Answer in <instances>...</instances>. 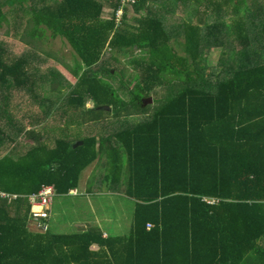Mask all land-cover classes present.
Instances as JSON below:
<instances>
[{
  "label": "trees",
  "instance_id": "1",
  "mask_svg": "<svg viewBox=\"0 0 264 264\" xmlns=\"http://www.w3.org/2000/svg\"><path fill=\"white\" fill-rule=\"evenodd\" d=\"M28 1L0 0V24L7 5L24 7L25 34L35 40L49 31L71 46L76 82L67 83L64 97L56 88L39 95L29 57L7 62L0 44V113L7 115L16 87L39 102L40 121L69 115V132L95 119L106 122L109 114L124 118L108 122V136L72 139L65 132L47 146L42 134L22 127L20 140L13 138L15 119L0 117L10 125L9 131L0 126V187L29 194L52 185L65 194L95 163L134 199V220L127 237L54 234L48 226L35 232L28 198L0 199V264H264V0H189L197 6L187 4L172 24L179 0H139L135 12L143 15L129 25L126 10L119 26L114 14L102 18L110 0ZM120 2L109 4L115 10ZM191 17L197 25L184 21ZM180 31L184 56L173 49ZM217 45L222 56L212 67L207 56ZM127 66L132 72L125 80ZM46 78L50 87L61 83L54 70ZM152 94L154 102L145 105ZM131 115L140 118L127 122Z\"/></svg>",
  "mask_w": 264,
  "mask_h": 264
},
{
  "label": "rangeland",
  "instance_id": "2",
  "mask_svg": "<svg viewBox=\"0 0 264 264\" xmlns=\"http://www.w3.org/2000/svg\"><path fill=\"white\" fill-rule=\"evenodd\" d=\"M126 2V0H124ZM186 4H192L191 2H194V0H182ZM109 3H114V0H112ZM109 3H106L105 7H103L102 10V18L109 19L112 15V8L109 6ZM26 5H31L32 1L29 0L25 3ZM137 4V3H136ZM129 6L127 10V19L125 20V23H128L129 25L135 24V19L139 18L142 13H136L135 12V5ZM196 5V3L192 4ZM202 5L205 6L206 2H202ZM109 6V7H108ZM232 6V5H231ZM233 7V6H232ZM230 7L226 6L223 7V10L227 11ZM204 9V8H203ZM233 10V9H232ZM231 10L230 14V20L235 19L236 15ZM241 11V10H240ZM239 11V12H240ZM3 12L6 13V19L4 20L3 24H0V44L4 45L7 49L6 54V61L12 62L19 58L20 56H28L30 59V72L34 73V78L32 80H35L37 83L36 91L37 94L43 95L45 93H51L53 94V91L51 89L56 88L60 91H65L63 94V97L66 96V92L68 90L67 83L74 84L76 82V78L72 74V70L76 69L77 67V56L71 46L68 44V42L60 37L52 38L50 36V32L47 31L45 35H42V37H37L35 40L33 37L25 34V31L30 26L29 23L27 24L29 20V14L26 12L24 7L22 9L18 6V3L15 5H7ZM178 16H174L172 14L171 18L168 19V24L175 23L176 19H180L181 17H184L183 10H178ZM242 13V11L240 12ZM210 17V15H209ZM214 19V18H212ZM210 21V18H209ZM192 21H188L187 23H190ZM208 22V21H207ZM167 23V22H165ZM181 38H177L179 44L174 43L173 47L176 49L174 52L178 55H182L181 52V46L180 41H182ZM174 41V40H173ZM138 53V52H136ZM221 53L219 51L216 52H210L207 60V63L210 64V66L214 67L217 66L220 63L221 60ZM126 60V59H125ZM122 61V59H121ZM119 61V62H121ZM124 62V61H122ZM203 64V63H202ZM116 65V64H115ZM124 67V65L119 64L116 66L117 70H120ZM127 71L125 74V80L131 79V72L132 68L127 66ZM50 70H54L55 72L59 73L61 75L60 84L59 86L56 85V87L48 85L47 83H44L46 81V75ZM39 78H38V77ZM46 78V79H44ZM120 80H122L121 77H119ZM48 80V79H47ZM113 87L120 86L119 80H109ZM123 82V80H122ZM57 83V82H56ZM131 87L133 84L130 85ZM16 88V87H15ZM12 89V96L9 98L7 105V115L9 113V117H13L16 121L17 128L10 132L13 138L18 139V127H22L24 129H28V127L35 128L36 130H39L40 134H46L48 136L46 143L47 146H52L54 137H61L64 138L63 135L66 132L63 129L66 126L65 119L69 118V115H64L63 113L59 112L56 116H53V118L48 119L45 122L40 121L43 118L42 113V107L37 101H33L31 94L28 93L26 90H19L18 88ZM4 89V88H3ZM162 92H158V95ZM155 94H152L148 97L143 98V103H146L145 105L152 104L154 100L152 97H154ZM2 97L0 96V100ZM93 102L88 101L87 106H92ZM6 114L0 113V117L3 119L8 118ZM107 120L106 122H103L101 120V124H98V126H93V124L87 125V126H74L72 122L70 124L74 126L70 134L73 136L72 139L88 136V135H95L98 137L99 135H108L111 132V128L108 122H112L113 124H119V121L117 119L122 118H114L113 115L109 114L105 117ZM140 118V115H131L127 116V122H136ZM38 119V120H37ZM8 121L1 119V128L4 131L10 130V125L7 124ZM81 129V130H80ZM67 133V132H66ZM9 134V133H8ZM55 134V135H52ZM51 136V137H50ZM52 138V139H51ZM22 141H28L29 143L32 142V139L30 138H24ZM91 169L96 170L99 174L102 175L103 169H100L99 167H95L92 165L90 167ZM90 169V170H91ZM89 170V171H90ZM88 171H85L81 177L82 179L85 178ZM95 174V172H94ZM98 174V175H99ZM75 198L70 196L69 194L65 195H59L56 194L54 197V205H51L49 212L51 211V216L48 217L46 220L48 229L51 233L54 234H74L81 231L80 226L78 222V217L75 216L71 212L73 201ZM114 198V196H113ZM36 209L39 207H35ZM132 201H125L124 204H114V208L112 211H107L106 213H99L98 212V219L100 221L107 222L108 217L113 221L116 217L117 221H124V224H122L119 228L116 229L115 233L117 235H124L127 231L130 230V225L133 220L132 217ZM89 214H91V211H89ZM133 223V222H132ZM38 225L36 222H32V225L29 226V229L31 231L35 232H42L45 231L44 227L36 226ZM112 232H110L111 234ZM114 233V235H116ZM113 234V233H112Z\"/></svg>",
  "mask_w": 264,
  "mask_h": 264
},
{
  "label": "crops",
  "instance_id": "3",
  "mask_svg": "<svg viewBox=\"0 0 264 264\" xmlns=\"http://www.w3.org/2000/svg\"><path fill=\"white\" fill-rule=\"evenodd\" d=\"M110 1H112V0H110ZM109 6L112 8V6L110 4H109ZM188 7L189 6H187V4L180 2V0L175 1V4H174L175 15L174 16H176V17L178 16V13H177L178 10L182 11ZM180 19H176V20H180ZM184 21L188 22L189 20H184ZM190 21H192V22H190V24H192V25L198 24L197 17H191ZM215 21H216L215 18L214 19L210 18V21H209V18L206 20L207 24H209L210 27L212 25H215ZM219 21H223V19H219ZM181 31L179 32L178 35H175L172 38V41L174 40V43L179 44L178 43L179 41L176 39L180 37L182 39V41H180V46L182 43H184V37H183V34ZM209 36L211 38V35H209ZM173 49L176 51V49L174 47H173ZM180 49L182 52V49H183L182 46ZM216 51H219L221 53V56H222L223 48L220 45H217L216 47H214L210 50V52H216ZM210 52H208V56H209ZM179 56H184V53L182 52V55H179ZM90 121H92V120H90ZM90 124H93V126H96V125L98 126L99 122L96 121V119H95L92 122H88V124H84L82 126H87ZM64 128H66V126ZM31 130H34L37 133H39V130H36L34 127L33 128L28 127L27 131H31ZM63 130H65L69 135H71L70 132L67 131V129H63ZM42 135H43V140H45V144L47 145L46 140H47L48 136L46 134H42ZM52 135H55V134H52ZM100 136L101 135H99L98 137H100ZM102 136H104V135H102ZM90 169L91 168L86 170V171H88L87 175L85 176L84 179H82V181L80 180L78 188L74 189V190H76V193H74L73 190H71L68 193H65V194H69L72 197H75V198H71V199H74L71 212L73 214H75V216H77V217L79 216L77 223L80 226H82V227H80V229H81L80 232H84V231H88V230L100 231L102 233L103 238H106L107 236H113V237H116V236H126L127 237V236H129L131 233L132 227H133L132 222L134 219L131 222V225H130L131 228L129 231H127L124 235L123 234L117 235L115 233V231L122 224H124V221L123 222L117 221L116 217L113 221H111V219H109V217H108L107 222H104V220L100 221L98 219V212L103 214V213H106L107 211H112L114 208V204H116V203L120 205V203L124 204L125 201H127V202L132 201V210L131 211H132V217H134V209H135L134 199H132L128 195H125L122 190L117 189L115 180L107 179L106 177H103V175L99 174L96 170H94V169L90 170ZM94 172H95V174H94ZM56 194H59V193H56ZM65 194H59V195H65ZM55 195H54V197H55ZM113 196H114V198H113ZM54 197H53V200H54ZM52 205H54V202H52ZM89 211H91V214H89ZM50 216H51V211L49 212L48 217H50ZM80 232H78V233H80ZM110 232H112L113 234L112 233L110 234ZM114 233L116 235H114ZM96 249H97V246L93 245V250H96Z\"/></svg>",
  "mask_w": 264,
  "mask_h": 264
},
{
  "label": "built area",
  "instance_id": "4",
  "mask_svg": "<svg viewBox=\"0 0 264 264\" xmlns=\"http://www.w3.org/2000/svg\"><path fill=\"white\" fill-rule=\"evenodd\" d=\"M139 0H121L119 8L112 10V15L114 14V22L116 26L122 22L123 16L126 12V9L133 4L138 3ZM76 193V190H73ZM56 194V190L52 185H42V187L33 193L29 194H20L16 192H10L4 190L0 187V199L8 200L9 202H13L19 198L26 197L30 203V220L32 222H36L39 227H44L46 229L47 225L40 224L41 220L47 219L49 215V209L53 202V197ZM39 208H35V207ZM37 227V226H36ZM151 224L147 225V228H150Z\"/></svg>",
  "mask_w": 264,
  "mask_h": 264
},
{
  "label": "water",
  "instance_id": "5",
  "mask_svg": "<svg viewBox=\"0 0 264 264\" xmlns=\"http://www.w3.org/2000/svg\"><path fill=\"white\" fill-rule=\"evenodd\" d=\"M81 144H82V143H78V144L75 145V147H77L78 145H81Z\"/></svg>",
  "mask_w": 264,
  "mask_h": 264
},
{
  "label": "bare ground",
  "instance_id": "6",
  "mask_svg": "<svg viewBox=\"0 0 264 264\" xmlns=\"http://www.w3.org/2000/svg\"><path fill=\"white\" fill-rule=\"evenodd\" d=\"M38 207V206H37Z\"/></svg>",
  "mask_w": 264,
  "mask_h": 264
}]
</instances>
